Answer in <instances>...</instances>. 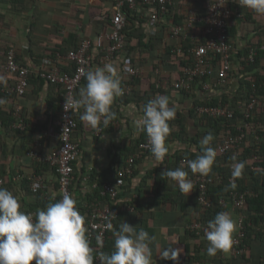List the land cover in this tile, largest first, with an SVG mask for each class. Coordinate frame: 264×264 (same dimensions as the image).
I'll return each mask as SVG.
<instances>
[{"label": "crops", "instance_id": "crops-1", "mask_svg": "<svg viewBox=\"0 0 264 264\" xmlns=\"http://www.w3.org/2000/svg\"><path fill=\"white\" fill-rule=\"evenodd\" d=\"M173 1V6L165 19L156 23L150 20L154 10L152 5H140L137 10L130 11L132 12L128 22L130 52L128 54L117 52L108 56L106 49L108 40L103 34L111 28L113 14L111 0H0V78H3V82L5 54L9 48L14 47L18 59L36 69L43 57L55 56L60 51L67 53L77 48L84 38L92 41L91 52L94 60L89 69L114 63L120 70L123 88L130 80L125 72L128 66H138L142 70L134 90L116 98L113 105L116 117L99 134L95 133L97 128H92L80 120L83 111L77 115L78 126L73 138L80 145V155L75 164L73 196L80 208L86 207L89 200L84 189V176L88 172H93L97 180L115 178L118 166L120 167L128 154L134 152L136 141L141 135L142 130L137 126V121L143 116L141 102L144 97L155 88L161 87L157 85L159 79L166 77L175 80L174 78L179 77L178 64L170 60L168 62L165 53L168 46L173 45L175 48L179 41L169 30L170 25L177 24L171 23V19L180 18L184 12L188 15L190 9L204 12L213 0ZM238 19L241 24L239 16ZM196 32L197 34L200 32V26H197ZM242 33L241 30L237 36V43L240 46L244 45L247 39L239 38L253 36V33L247 31L241 37ZM60 63L68 67V70L72 68L66 59ZM156 68L162 70V75L157 74ZM2 84L0 83V88ZM85 84L86 79L81 88ZM162 87L165 88L164 95H168L171 101L175 102L176 118L182 117L185 127L184 138L180 139L172 134L167 141L170 153L159 163L151 153L137 161L134 173L128 177L117 199L118 208L121 210L117 225L119 228L124 221L136 226L137 230L143 228L150 235H156L161 250L169 247L180 249L181 254L175 261L176 264H196L192 260L195 261L193 253L197 251H194L197 239L191 235L187 227L196 217L195 189L193 187L189 194H184L172 179L168 178L159 185L157 179H162L161 173L171 167V164L172 169L181 165L180 163L174 166L176 155L185 154L188 147H195L191 145L190 140L203 127L198 126L190 113L194 105L220 96L222 91L203 90L196 85L191 93L183 94L170 85ZM238 87V80L235 77L227 87V92L234 93ZM62 92L60 86L47 81L41 82L37 79L30 81L26 94L19 98L28 122L27 130L0 127V156L3 158L5 168L14 175L16 194L21 197L23 207H28L34 200L26 190L20 189L23 179L17 180L15 177L36 171L37 164L27 152L40 129L59 123ZM57 143L58 141L52 138L46 143L45 149L51 150ZM2 145L4 148H1ZM40 174L48 182L49 189L56 191L58 185L56 172L51 168H42ZM86 210L83 213L84 210L80 209L85 217ZM230 214L238 221L234 209L230 210ZM168 238L172 240L169 242ZM171 262L172 260L161 259L153 249L152 264Z\"/></svg>", "mask_w": 264, "mask_h": 264}, {"label": "built area", "instance_id": "built-area-1", "mask_svg": "<svg viewBox=\"0 0 264 264\" xmlns=\"http://www.w3.org/2000/svg\"><path fill=\"white\" fill-rule=\"evenodd\" d=\"M111 1L113 3L112 25L110 30L103 34L108 40L106 47L108 56H112L117 52H123L125 54L130 52L126 45L127 39L124 32V28L128 23V10H137L140 5H152L154 10L150 15V20L156 23L165 19L174 3L173 0ZM237 7H241L237 0H213L208 5L205 13H199L195 9H190L185 24L170 25L169 30L172 36L178 37L179 40H190L191 46L188 49V53L192 55V61L182 69L179 78L174 81H170L166 77L161 78L158 80L157 85H170L176 90H189L194 89L196 84L201 83L200 87L203 90H210L227 83L229 73L237 66L236 60H233L236 58L234 52L237 49V42L230 41L228 35L229 20L233 17ZM197 26L202 28V32L206 37L205 41L200 40V36L196 32ZM91 48L92 41L89 38H84L76 49H72L66 54L57 52L55 56L43 57L36 69L21 62L18 59V53L14 47L9 48L5 54V79L0 88V92L2 93L0 99H3L5 103L0 105V111L7 104H13V116L16 117L13 123L14 128L19 130H27L28 128V122L24 116L19 98L26 94L30 86V77L34 73L49 83L60 85L63 89L59 123L40 129L27 152V155L34 162L49 164L55 168L58 174V189L54 192L51 191L48 182L36 171L29 174H19L15 177L17 180L28 177L34 192L42 191L45 195L51 192L53 195L58 196L59 200L65 193L72 194V185L75 179V162L80 155V145L74 140L73 134L78 126L77 115L80 111H84L81 108L79 112L72 110L66 112L64 108L65 97L71 96L73 98H79L86 72L92 66L94 60ZM259 49H264V44L251 48L248 58L249 61L255 59ZM184 51L185 49L180 44L174 48V52L177 53ZM63 59L70 62L73 68L72 71L62 67L60 62ZM155 70L157 74L162 75L161 73L163 72L160 68H156ZM125 72L130 77V80L124 88V93H130L135 88L134 84L130 81L135 76L142 74V70L138 66H128ZM200 77H204V79ZM198 79L203 81L200 82ZM257 87V84L253 83L255 90H257ZM261 99L264 103V90L262 95L253 97L247 103L244 114L245 126L239 125L237 127V133L226 134L219 142L217 148L221 154L229 151L237 154L239 146L246 137L247 130L253 129L256 131L260 125L264 124L261 121H257L256 123L252 121L254 108ZM195 111L199 116L209 115L226 117L228 119L234 117V108L229 103L218 105L199 104L195 106ZM1 126L2 124L0 122ZM103 128L104 126L101 124L95 133L99 134ZM48 138H55L58 141L57 146L51 150L45 149L44 141ZM148 153H151V151L148 137H146L144 141L140 142L136 151L126 157L123 164L117 168L113 180H107L100 184L98 180L92 179L91 172H88L84 176V189L91 191L100 189L103 196H108L111 200L117 199L122 187L126 184L127 177L134 172L137 160ZM182 161L188 163L190 160L184 159ZM189 178L197 186L199 202L205 207L210 206L211 201L208 196L209 185L213 182L221 181L223 175L217 174L211 176L209 174L204 176L190 172ZM230 181L236 184L237 178L231 176ZM3 184L4 178L0 175V187ZM256 194V191L251 188L244 191L231 190L227 196L220 197V203L224 205L229 203L235 207H241L246 203L249 195ZM30 212L35 213L36 211ZM120 213L121 210L119 208L106 205L102 201H93L90 204L86 228L90 244L95 250V256L98 257L100 252H106V241L108 233L111 231L107 229L106 225L108 222H111L114 229ZM245 219L246 217L243 215L238 217L239 227L235 234L234 244L230 249L231 255L242 254L245 250V247L240 246L245 236ZM207 224L205 220L200 219L189 223L187 227L191 231L201 234L205 231ZM97 236L101 238L102 247L97 244ZM32 264H36V262L33 261ZM94 264H100L98 258ZM209 264L216 263L212 261Z\"/></svg>", "mask_w": 264, "mask_h": 264}, {"label": "clouds", "instance_id": "clouds-1", "mask_svg": "<svg viewBox=\"0 0 264 264\" xmlns=\"http://www.w3.org/2000/svg\"><path fill=\"white\" fill-rule=\"evenodd\" d=\"M237 2L243 8L264 15V0ZM124 92L120 70L114 63H106L86 72V84L81 88L79 98L65 97L64 108L66 112H79L83 108L82 122L92 128L101 124L107 128L116 117L114 102ZM4 103L0 99V105ZM176 114L175 102L168 95L157 94L144 105L143 116L137 121V126L147 134L151 154L157 163L170 153L167 138L172 128L169 121L174 120ZM214 139V133L209 131L200 140L201 154L188 162L192 174L207 176L211 173L218 155L210 146ZM231 160V176L242 178L246 161L238 160L236 154ZM161 175L175 181L181 193L189 194L193 189L183 163L175 169H166ZM236 186L230 181L228 188L235 189ZM106 227L113 229L111 222ZM238 227V221L229 212L217 213L204 232L208 241L207 254L214 256L219 251L228 252ZM113 235L114 250L100 252L97 257L87 235L86 217L72 194L65 193L60 200L33 213L24 209L18 194L0 187V264H32L33 261L36 264H94L97 258L100 264H152L153 249L161 259L172 261H177L181 252L174 247L161 250L156 235H150L143 228L137 230L136 226L124 221ZM97 244L102 247L99 236Z\"/></svg>", "mask_w": 264, "mask_h": 264}, {"label": "trees", "instance_id": "trees-1", "mask_svg": "<svg viewBox=\"0 0 264 264\" xmlns=\"http://www.w3.org/2000/svg\"><path fill=\"white\" fill-rule=\"evenodd\" d=\"M189 7V6H188ZM190 9V8H188ZM199 13H205L200 12ZM177 14V13H176ZM132 15V12L129 10L127 11V18L129 22V17ZM187 13H182L180 18L171 19V23H179L185 24L187 21L186 17ZM188 16V15H187ZM242 22L239 24V19ZM112 18V17H111ZM112 25V24H111ZM242 25V26H240ZM229 39L230 41L237 42L238 33L242 30L243 33L240 36L242 37L244 32H251L253 36L251 38H239V39H247V42L244 45L240 46L237 43V49L234 54L236 58L237 66L229 73L227 83L219 86L218 90H221L222 93L220 96L213 97V99L209 101H201L196 103L191 110V115L196 119L198 126H201V131H198L196 136L192 137L190 140L191 145H195V147L190 148L188 147L185 154L176 155V161L174 166L180 165L183 163L185 170L189 172L190 175V168L188 167V163L183 162L184 159L193 160L196 158L197 155L201 154V145L200 140L209 132H213L215 139L211 143V147L215 148L218 152L216 163L213 165L212 171L210 173L211 176L222 174L223 179L221 181L213 182L209 185L208 196L210 198L211 204L210 206H203L198 200V190L197 186L193 183V187L195 189V214L196 217L191 221L195 220H205L207 223L210 220H213L217 213L222 211H227L230 213L231 209H234V212L238 216H245V236L243 241L241 242V247H245V250L242 254L239 255H231L230 250L228 252L219 251L214 256H209L207 254V246L208 241L205 238L203 231L201 234H197L194 231L188 229L192 236L197 239V247L194 251L193 257L196 264H209L210 262L214 261L216 264H264V124L260 125L256 131L253 129L247 130L246 137L243 143L239 146L237 152V158L240 161H246V167L244 171V175L242 178H237L236 188L231 189L228 188L230 177H231V166L232 160L231 157L235 154L233 151H229L225 154H221L218 150V144L222 140V138L226 134H235L237 133V127L239 125L245 126L244 123V114L246 112V105L247 103L253 98L258 97L259 95L263 94L264 90V49H259L257 55L253 61H249V52L252 47L261 46L264 44V15H258L251 9L237 7L234 15L229 20ZM129 25L127 23L126 27L124 28V32L126 35V45L128 47V35H129ZM200 36L201 41H205L206 37L202 32V28L200 27V32L198 33ZM182 45L185 49L182 53L174 52V46H168V49L165 53L168 57L167 61H172L174 64H178L179 67V77L182 73V69L188 65L192 61V55L188 53V49L190 48V40H179L177 45ZM176 45V46H177ZM76 49V48H75ZM62 52V51H60ZM56 53V52H55ZM66 54L65 52H62ZM68 53V52H67ZM4 67V66H3ZM62 67L68 70V67H65L62 64ZM158 67V65H157ZM73 68H70L69 71H72ZM178 77V78H179ZM237 78L238 80V89L236 92H227L228 86L233 78ZM202 78V77H200ZM35 79L40 80L41 82L45 81L38 75H32L30 77V81H34ZM86 79V76L85 78ZM140 77L135 76L132 81L134 85L137 84ZM175 80L177 78H174ZM204 79V77L202 78ZM206 79V78H205ZM170 81H174L169 79ZM198 81H203L198 79ZM197 81V82H198ZM129 82V81H128ZM127 82V83H128ZM253 83L257 84V90L253 88ZM199 83V87H200ZM56 85V84H55ZM127 85V84H126ZM197 85V84H196ZM60 86V85H58ZM61 87V86H60ZM81 90V89H80ZM255 90V91H254ZM183 94H188L193 91V89H183L178 90ZM165 88L158 87L155 88L150 94L144 97V100L141 102V107L144 109V105L152 98H154L157 94L164 95ZM2 93L0 92V96ZM9 98H11L9 96ZM63 99V97H62ZM259 99V98H258ZM62 101V100H61ZM229 103L234 108V117L233 118H226V117H214L209 115L199 116L195 111V106L199 104L203 105H218V104H226ZM14 106L10 104V106H4L0 111V122L3 127L5 128H14L13 123L16 120V117L13 116ZM61 111V107H60ZM252 121L257 122L261 121L264 123V103L261 100L258 101V104L254 108L252 113ZM172 131L168 136L167 140L170 138L172 134L177 136L180 139H183V135L185 133V127L183 124L182 117L179 116L172 121H169ZM16 128H14L15 130ZM17 130V129H16ZM24 131V130H23ZM259 136V137H257ZM147 137L145 131L142 130L139 139L136 141V145L134 148V152L138 148L140 142L144 141ZM52 138H48L44 141V144L49 143ZM55 139V138H54ZM49 141V142H48ZM58 144V143H57ZM57 146V145H56ZM55 146V147H56ZM1 148H4L3 145ZM30 149V148H29ZM5 150V149H4ZM3 150V151H4ZM130 154L127 155V157ZM2 156H0V175L4 178L3 188H7L14 193H16V184L14 182V175L9 172L5 167V164L2 161ZM78 160V159H77ZM125 160V159H124ZM139 160V159H138ZM137 160V161H138ZM77 162V161H76ZM75 162V164H76ZM137 163V162H136ZM36 172L38 174L41 173L42 168L49 169L51 168L54 172H56L55 168L50 166L49 164L45 163H36ZM123 162L121 163V165ZM120 165V166H121ZM173 164L168 169H172ZM119 167V166H118ZM93 173V172H92ZM91 173L92 179L97 180L93 174ZM134 173V172H133ZM132 173V174H133ZM57 174V172H56ZM58 176V174H57ZM129 177V176H128ZM127 177V179H128ZM111 180V179H109ZM158 185L160 182L164 183V180H168L166 176H163L160 180L157 179ZM100 184L107 180H98ZM75 182V179H74ZM73 182V185H74ZM73 185H72V195H73ZM59 187V181L57 185V189ZM248 188H252L256 191V195L248 196L247 201L241 207H235L232 204L227 203L226 205L220 203V197L227 196L231 190H239L244 191ZM20 189H24L30 194L34 201H32L28 207H24L26 211H37L40 209L46 208L49 203H54L58 201V196L53 195L51 192L48 195L43 194L42 191L34 192L30 185V180L28 177L23 178L22 186ZM56 189V190H57ZM227 189V190H226ZM87 196L89 200L87 201L86 207H78L79 210L81 209L83 213L86 212V225L88 223V209L90 204L93 201H102V203L109 205L111 207H117V199L111 200L108 196H103L101 194V190H86ZM118 222V220H117ZM116 222V226L113 230L109 231L107 241H106V253H111L114 250V235L113 232L118 230V225ZM190 222V223H191ZM95 253V252H94ZM191 261V259H190ZM191 262V263H192Z\"/></svg>", "mask_w": 264, "mask_h": 264}, {"label": "rangeland", "instance_id": "rangeland-1", "mask_svg": "<svg viewBox=\"0 0 264 264\" xmlns=\"http://www.w3.org/2000/svg\"><path fill=\"white\" fill-rule=\"evenodd\" d=\"M168 240H169V242H170V241L172 240V238H168ZM180 254H181V252H180ZM182 261H183V260H182ZM172 262H173L174 264H176L175 261H172ZM172 262H171V264H173ZM183 262H184V261H183ZM179 263H180V260H179Z\"/></svg>", "mask_w": 264, "mask_h": 264}]
</instances>
